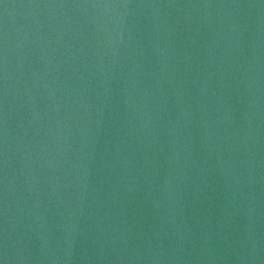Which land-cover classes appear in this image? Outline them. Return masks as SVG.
Masks as SVG:
<instances>
[{
	"label": "water",
	"instance_id": "water-1",
	"mask_svg": "<svg viewBox=\"0 0 264 264\" xmlns=\"http://www.w3.org/2000/svg\"><path fill=\"white\" fill-rule=\"evenodd\" d=\"M0 264H264V0H0Z\"/></svg>",
	"mask_w": 264,
	"mask_h": 264
}]
</instances>
